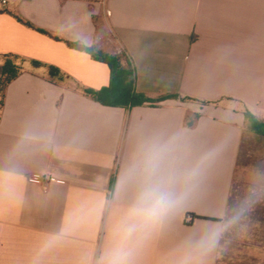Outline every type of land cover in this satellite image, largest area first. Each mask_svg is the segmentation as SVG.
<instances>
[{
	"label": "crops",
	"instance_id": "0c3cea01",
	"mask_svg": "<svg viewBox=\"0 0 264 264\" xmlns=\"http://www.w3.org/2000/svg\"><path fill=\"white\" fill-rule=\"evenodd\" d=\"M68 41L125 53L138 92L173 99L96 102L74 83L110 68ZM6 55L26 63L0 112V264H224L238 171L264 161L245 117L264 121V0H0V78Z\"/></svg>",
	"mask_w": 264,
	"mask_h": 264
},
{
	"label": "trees",
	"instance_id": "16d2710c",
	"mask_svg": "<svg viewBox=\"0 0 264 264\" xmlns=\"http://www.w3.org/2000/svg\"><path fill=\"white\" fill-rule=\"evenodd\" d=\"M20 21L22 19L18 17ZM42 33L48 34L43 30ZM67 45L74 50L89 54L95 61L106 64L111 71V80L108 87L100 90L84 88L78 83H74V88L81 91L87 97L92 98L96 102L111 107H123L131 109L139 106H158L161 103L173 99L172 96H160L156 99H151L145 94L140 93L136 89L137 73L134 64L130 58L125 54H107L103 53L96 48L87 47L80 43L66 42ZM26 60L22 57L15 55L3 56L2 76L0 78V112L3 107V98L8 85L14 81L23 71ZM34 68H45L48 77L51 81L57 83H64L69 81L70 78L66 76L58 68L46 65L41 62L32 61ZM176 100L179 97L176 96ZM199 117L196 115L188 120V124L192 126L195 120ZM248 127L257 135L264 137V121L258 119L250 112L245 113ZM114 181H112L111 188L113 189ZM192 222L196 219L217 220L213 218H205L197 215H192Z\"/></svg>",
	"mask_w": 264,
	"mask_h": 264
},
{
	"label": "rangeland",
	"instance_id": "374dc122",
	"mask_svg": "<svg viewBox=\"0 0 264 264\" xmlns=\"http://www.w3.org/2000/svg\"><path fill=\"white\" fill-rule=\"evenodd\" d=\"M102 34L101 30L100 35ZM112 46L114 45L110 42V46L106 44L104 49L111 51ZM257 162L254 163L258 164L257 170L251 167L238 171L226 219L222 261L239 257L238 264H260L258 258L264 256V161Z\"/></svg>",
	"mask_w": 264,
	"mask_h": 264
},
{
	"label": "built area",
	"instance_id": "2783aa9c",
	"mask_svg": "<svg viewBox=\"0 0 264 264\" xmlns=\"http://www.w3.org/2000/svg\"><path fill=\"white\" fill-rule=\"evenodd\" d=\"M35 179H36V181H41V178H39V177H36ZM187 219L189 222H192V217H188Z\"/></svg>",
	"mask_w": 264,
	"mask_h": 264
}]
</instances>
